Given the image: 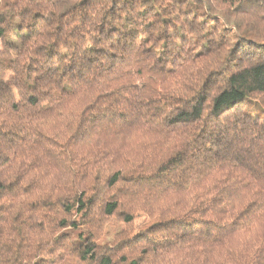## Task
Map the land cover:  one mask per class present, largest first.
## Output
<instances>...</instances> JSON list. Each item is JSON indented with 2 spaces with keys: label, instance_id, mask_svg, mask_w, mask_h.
I'll return each instance as SVG.
<instances>
[{
  "label": "trees",
  "instance_id": "trees-1",
  "mask_svg": "<svg viewBox=\"0 0 264 264\" xmlns=\"http://www.w3.org/2000/svg\"><path fill=\"white\" fill-rule=\"evenodd\" d=\"M247 97L264 0H0V264H264Z\"/></svg>",
  "mask_w": 264,
  "mask_h": 264
},
{
  "label": "rangeland",
  "instance_id": "rangeland-1",
  "mask_svg": "<svg viewBox=\"0 0 264 264\" xmlns=\"http://www.w3.org/2000/svg\"><path fill=\"white\" fill-rule=\"evenodd\" d=\"M241 110L253 117H262L264 115V109L254 100L250 99L249 97L245 98L241 102ZM67 233L70 234L72 241L75 245H80L83 242L84 234L83 230L79 227L67 230ZM111 236L105 235L100 241V244H107L110 242Z\"/></svg>",
  "mask_w": 264,
  "mask_h": 264
}]
</instances>
